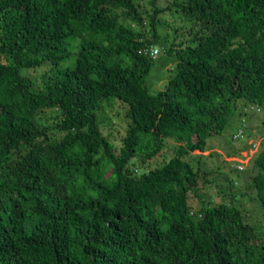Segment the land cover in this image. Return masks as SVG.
I'll return each instance as SVG.
<instances>
[{
    "label": "trees",
    "instance_id": "16d2710c",
    "mask_svg": "<svg viewBox=\"0 0 264 264\" xmlns=\"http://www.w3.org/2000/svg\"><path fill=\"white\" fill-rule=\"evenodd\" d=\"M150 3L144 28L135 0H0V264H264V224L233 195L204 203L211 172L186 159L241 98L264 126V0ZM172 9L190 25L163 49L176 70L152 93L142 49ZM38 68L34 89L22 70ZM111 99L128 105L118 151L96 115ZM169 141L167 162L134 173ZM252 172L264 211V148Z\"/></svg>",
    "mask_w": 264,
    "mask_h": 264
},
{
    "label": "rangeland",
    "instance_id": "374dc122",
    "mask_svg": "<svg viewBox=\"0 0 264 264\" xmlns=\"http://www.w3.org/2000/svg\"><path fill=\"white\" fill-rule=\"evenodd\" d=\"M135 2L139 3V10L142 11L144 18L143 26L146 28L149 22L148 15L152 12L153 5L150 0H135ZM167 4L168 0H155V5L158 7H165ZM123 22L138 29V25L134 23ZM184 25L189 26L190 23L181 20L178 12L174 9L164 10L158 14L156 29L159 40L154 45L160 48V53L153 58L151 69L145 78V86L148 91L154 93L163 89L166 81L175 73V55L168 54L163 49L170 44L175 36L178 35L180 38L185 33ZM178 26L180 28L176 29ZM148 37H150L149 34ZM22 71L34 82V89H39L44 69H23ZM127 106V103L119 99H111L104 100L96 110L99 128L116 151L121 145L122 136L128 126ZM50 113L51 111H48L46 114L50 115ZM242 119L247 126L246 140H234L232 134L241 124ZM262 120V110H258L254 103L241 98L235 103L233 114L225 127L207 140L206 150L203 152L193 151L186 158L193 165H199L211 172L209 181L203 185L202 191H200L204 203L226 202L233 195L234 203L243 210L244 219L257 226L264 224V211L255 190L250 186L249 179L253 174L252 160L257 151L264 148ZM252 141L256 145L249 149L248 143ZM172 154V142L169 141L162 156L146 163L134 160L131 169L135 174L140 175L149 169L163 165ZM248 159L250 161L245 165L243 171L235 169L234 165L237 162H246ZM188 201L192 210H196L201 204L200 199L193 194L189 195ZM263 228L264 225L261 229Z\"/></svg>",
    "mask_w": 264,
    "mask_h": 264
},
{
    "label": "built area",
    "instance_id": "2783aa9c",
    "mask_svg": "<svg viewBox=\"0 0 264 264\" xmlns=\"http://www.w3.org/2000/svg\"><path fill=\"white\" fill-rule=\"evenodd\" d=\"M142 53L151 57V58H154L156 55H158L160 53V48L156 47L155 45H150L149 47L142 49ZM245 130H246V124H245V122H242L238 126L236 132L233 134V139H235V140L245 139L246 140V137H245L246 131ZM255 145L256 144H254L253 141L251 143H248V146L250 147L249 149L254 148ZM249 161H250V159H248V161H246V162L239 161L238 165L236 167L238 168V170H243L245 165Z\"/></svg>",
    "mask_w": 264,
    "mask_h": 264
},
{
    "label": "crops",
    "instance_id": "0c3cea01",
    "mask_svg": "<svg viewBox=\"0 0 264 264\" xmlns=\"http://www.w3.org/2000/svg\"><path fill=\"white\" fill-rule=\"evenodd\" d=\"M241 149V148H240ZM240 149H239V151H240Z\"/></svg>",
    "mask_w": 264,
    "mask_h": 264
}]
</instances>
